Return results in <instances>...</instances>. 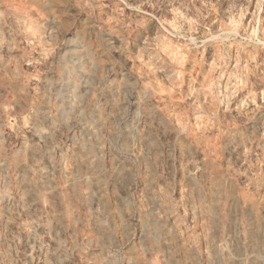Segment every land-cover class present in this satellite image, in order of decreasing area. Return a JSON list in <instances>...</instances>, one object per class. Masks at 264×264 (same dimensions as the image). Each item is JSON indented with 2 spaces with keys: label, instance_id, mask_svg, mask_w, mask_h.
<instances>
[{
  "label": "rangeland",
  "instance_id": "374dc122",
  "mask_svg": "<svg viewBox=\"0 0 264 264\" xmlns=\"http://www.w3.org/2000/svg\"><path fill=\"white\" fill-rule=\"evenodd\" d=\"M230 261L264 264V0H0V264Z\"/></svg>",
  "mask_w": 264,
  "mask_h": 264
},
{
  "label": "bare ground",
  "instance_id": "6f19581e",
  "mask_svg": "<svg viewBox=\"0 0 264 264\" xmlns=\"http://www.w3.org/2000/svg\"><path fill=\"white\" fill-rule=\"evenodd\" d=\"M54 20V19H53ZM54 22V21H53ZM46 24V23H45ZM64 69V68H63ZM41 109V108H40ZM39 109V110H40ZM43 109V108H42ZM41 112V111H40ZM49 118V117H48ZM47 118V119H48ZM25 124V123H24ZM32 131V130H31ZM35 133V132H34ZM44 133V132H43ZM41 131H36V135L38 136V137H42V138H44V137H47V135H45V134H43ZM149 142H151V141H149ZM146 143V142H145ZM147 144H148V142H147ZM95 163V162H94ZM97 166V165H96ZM34 167V165L32 166V165H30V164H26V163H21V164H19V169H20V171H21V177H23L24 178V176L26 177V174H31V173H33L34 172V169L35 168H33ZM97 168V167H96ZM101 168V167H100ZM97 169H99V167L97 168ZM118 171V170H117ZM38 172V171H37ZM94 172H96V171H94ZM100 172V171H99ZM98 172V173H99ZM97 173V174H98ZM102 173V172H101ZM39 174V173H38ZM42 174V173H41ZM119 174V173H118ZM36 175V173L34 174V176ZM28 176V175H27ZM115 176H116V174H115ZM20 177V178H21ZM98 177H101V174L100 175H98ZM97 177V178H98ZM218 177H220V176H218ZM122 178V177H121ZM222 178H224V177H222ZM99 179V178H98ZM22 180V179H21ZM215 180V179H214ZM226 181V178H224V179H220L219 178V180L218 181ZM217 181V180H216ZM215 181V182H216ZM151 183V182H150ZM217 183V182H216ZM215 183V184H216ZM221 183V182H220ZM149 184V183H148ZM223 183H221V185H222ZM30 185V184H29ZM149 187H150V184H149ZM219 187V186H218ZM222 190V189H221ZM216 192V191H215ZM221 193V192H220ZM214 196V195H213ZM230 198V197H229ZM217 199V198H216ZM5 200V199H4ZM211 200V199H210ZM216 200H215V197L213 198V202H212V204H211V206H210V208L211 207H214L215 206V204H216V202H215ZM217 201H218V199H217ZM230 201V200H229ZM218 203V202H217ZM233 204V203H232ZM217 205V204H216ZM218 206V205H217ZM208 208H209V205H208ZM206 212H207V216H208V218L210 217L209 215V212H211V210L210 209H208V210H206ZM205 212V213H206ZM212 214V213H211ZM212 217H213V214H212ZM211 217V218H212ZM214 218V217H213ZM215 220V219H214ZM213 226V225H212ZM163 227H164V223H163V221L162 220H159V219H156V218H154V219H152V220H150L148 223H147V225H145V229H144V233H143V239H144V241L147 239V237H150L151 238V235L149 236V234L151 233L152 235H153V237H156L158 234L159 235H161V231L163 230ZM147 230H150L149 232L147 231ZM163 232V231H162ZM159 237V236H158ZM150 238H148V239H150ZM161 238V237H160ZM155 239H157V238H155ZM159 239V238H158ZM148 241V240H147ZM160 241V240H159ZM154 243H155V241H153ZM149 243V242H148ZM162 243H164V245L166 246V248L167 247H169V243L166 241V240H164V242H162ZM155 245H156V243H155ZM163 246V245H162ZM154 247H156V246H154ZM215 252H216V257L218 258H221L222 257V253L219 251V248L217 249H215ZM56 257V256H55ZM230 264H235V262H233V261H230Z\"/></svg>",
  "mask_w": 264,
  "mask_h": 264
}]
</instances>
